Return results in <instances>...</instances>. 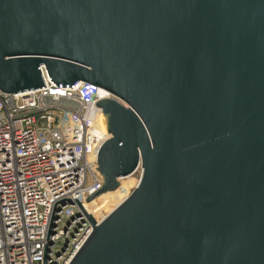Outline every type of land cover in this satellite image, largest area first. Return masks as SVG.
Wrapping results in <instances>:
<instances>
[{
    "label": "water",
    "instance_id": "95a60500",
    "mask_svg": "<svg viewBox=\"0 0 264 264\" xmlns=\"http://www.w3.org/2000/svg\"><path fill=\"white\" fill-rule=\"evenodd\" d=\"M83 82L115 192L70 264H264V0H0V90ZM127 105V106H126Z\"/></svg>",
    "mask_w": 264,
    "mask_h": 264
},
{
    "label": "built area",
    "instance_id": "2783aa9c",
    "mask_svg": "<svg viewBox=\"0 0 264 264\" xmlns=\"http://www.w3.org/2000/svg\"><path fill=\"white\" fill-rule=\"evenodd\" d=\"M40 70L47 89L26 94L0 90V264H44L57 202L78 199L88 215L97 213L93 206L88 209L97 198L87 201L104 184L93 158L107 131L98 104L112 99L125 105L83 82L59 88L45 64ZM138 172L141 179L140 167L127 178ZM56 207L47 258L49 264H70L93 226L76 202Z\"/></svg>",
    "mask_w": 264,
    "mask_h": 264
},
{
    "label": "bare ground",
    "instance_id": "6f19581e",
    "mask_svg": "<svg viewBox=\"0 0 264 264\" xmlns=\"http://www.w3.org/2000/svg\"><path fill=\"white\" fill-rule=\"evenodd\" d=\"M105 122V120H104ZM128 179L127 177L124 178L121 182H122V186L125 187V189L127 190V187L125 186L124 184V180ZM120 189L116 190L115 192H109V193H106L100 197H98L94 202L93 204H91L88 209L91 211V208L93 206V208H95V212H98L100 211L102 208H104L107 204V201L106 199L110 198L111 196H114ZM128 194H129V191L127 190ZM126 195L120 202H118L103 218H105L107 215H109L119 204H121L129 195ZM101 204V205H100ZM102 218V219H103Z\"/></svg>",
    "mask_w": 264,
    "mask_h": 264
},
{
    "label": "rangeland",
    "instance_id": "374dc122",
    "mask_svg": "<svg viewBox=\"0 0 264 264\" xmlns=\"http://www.w3.org/2000/svg\"><path fill=\"white\" fill-rule=\"evenodd\" d=\"M140 179V172H138L136 175L124 180V184L125 186L127 187V190L129 191V194L130 195L133 190L136 188V185L138 183ZM113 199V196H111L110 198L106 199L107 201V204ZM105 204V205H107ZM101 205V204H100Z\"/></svg>",
    "mask_w": 264,
    "mask_h": 264
},
{
    "label": "clouds",
    "instance_id": "9594fccd",
    "mask_svg": "<svg viewBox=\"0 0 264 264\" xmlns=\"http://www.w3.org/2000/svg\"><path fill=\"white\" fill-rule=\"evenodd\" d=\"M93 92H95L96 90L95 89H92Z\"/></svg>",
    "mask_w": 264,
    "mask_h": 264
}]
</instances>
